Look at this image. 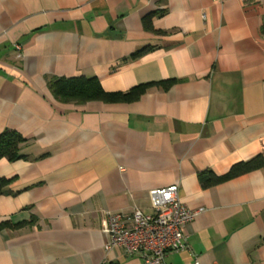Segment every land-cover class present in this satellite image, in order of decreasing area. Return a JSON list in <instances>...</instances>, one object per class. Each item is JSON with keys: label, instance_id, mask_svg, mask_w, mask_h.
Wrapping results in <instances>:
<instances>
[{"label": "crops", "instance_id": "obj_1", "mask_svg": "<svg viewBox=\"0 0 264 264\" xmlns=\"http://www.w3.org/2000/svg\"><path fill=\"white\" fill-rule=\"evenodd\" d=\"M54 77L153 86L63 102ZM6 130L26 141L0 159V264H141L105 249L108 215L172 184L197 213L166 263L264 264V167L198 177L264 154V0H0Z\"/></svg>", "mask_w": 264, "mask_h": 264}, {"label": "built area", "instance_id": "obj_2", "mask_svg": "<svg viewBox=\"0 0 264 264\" xmlns=\"http://www.w3.org/2000/svg\"><path fill=\"white\" fill-rule=\"evenodd\" d=\"M150 197V214L133 208L108 215L105 249L121 248L125 255L137 256L141 264H170L165 262L170 253L188 247L183 228L197 211L180 200L176 184L153 189Z\"/></svg>", "mask_w": 264, "mask_h": 264}, {"label": "trees", "instance_id": "obj_3", "mask_svg": "<svg viewBox=\"0 0 264 264\" xmlns=\"http://www.w3.org/2000/svg\"><path fill=\"white\" fill-rule=\"evenodd\" d=\"M143 24L146 28H151L149 18L145 17ZM140 50L138 53H141ZM169 85L171 80L161 82ZM47 85L53 96L63 102H86L89 100L103 101H132L138 99L153 83L140 84L133 87L127 93H108L103 91L99 82L95 78L73 77V78H50ZM26 139L20 134L12 130H6L0 134V159L7 158L14 160L19 158V146ZM264 167V154L243 162H238L231 166L229 171L221 176L214 174L211 170L202 172L198 175L203 187L214 186L223 180L239 176L244 173ZM6 183V180H0V190ZM8 225V223L0 224V229Z\"/></svg>", "mask_w": 264, "mask_h": 264}]
</instances>
